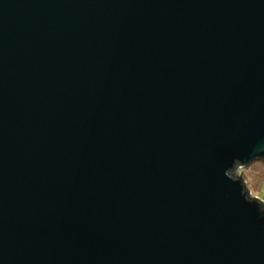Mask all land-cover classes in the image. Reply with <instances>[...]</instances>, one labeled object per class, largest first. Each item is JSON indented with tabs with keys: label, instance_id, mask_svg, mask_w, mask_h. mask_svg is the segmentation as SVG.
<instances>
[{
	"label": "water",
	"instance_id": "water-1",
	"mask_svg": "<svg viewBox=\"0 0 264 264\" xmlns=\"http://www.w3.org/2000/svg\"><path fill=\"white\" fill-rule=\"evenodd\" d=\"M261 139L264 0H0V264H264Z\"/></svg>",
	"mask_w": 264,
	"mask_h": 264
},
{
	"label": "clouds",
	"instance_id": "clouds-1",
	"mask_svg": "<svg viewBox=\"0 0 264 264\" xmlns=\"http://www.w3.org/2000/svg\"><path fill=\"white\" fill-rule=\"evenodd\" d=\"M224 175L239 185L240 195L248 204L257 206L264 217V139L246 157L235 156L224 168Z\"/></svg>",
	"mask_w": 264,
	"mask_h": 264
}]
</instances>
